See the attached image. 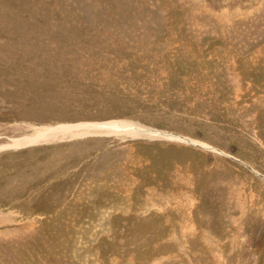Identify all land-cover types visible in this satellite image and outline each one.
<instances>
[{
  "label": "rangeland",
  "instance_id": "obj_1",
  "mask_svg": "<svg viewBox=\"0 0 264 264\" xmlns=\"http://www.w3.org/2000/svg\"><path fill=\"white\" fill-rule=\"evenodd\" d=\"M0 181V264H264V0H0Z\"/></svg>",
  "mask_w": 264,
  "mask_h": 264
},
{
  "label": "bare ground",
  "instance_id": "obj_2",
  "mask_svg": "<svg viewBox=\"0 0 264 264\" xmlns=\"http://www.w3.org/2000/svg\"><path fill=\"white\" fill-rule=\"evenodd\" d=\"M105 126L110 128V129L111 128L115 129L116 131L119 130L121 132L122 131L124 132V130H123L124 128H121V127L127 126V124L126 123H108V124H105ZM84 128H88L89 129V128H92V127H91V125H86L85 124V125H78V126H62V127H57V128H43V129H39L32 136L24 137V138H20V139H15V140L12 141V144L7 145V146H3V147H1V149H19V148L25 147L27 145L37 144V143H39L41 141H48V140H50L53 137L57 138L60 134H62V135L71 134L72 136H74V135H78L79 136L82 133V131H80V130L84 129ZM129 128L133 129L134 131L136 130L134 128L128 127L126 129L127 133L134 132V131H131ZM75 130H76V132H74ZM168 138H170V137H168ZM171 139H173V138H171ZM174 140L181 141V142L185 141V140H182V139L180 140V138H174ZM187 141H189V140H187ZM191 143L192 144H197L199 147L204 146L203 144H199L198 142H195V141H192ZM58 163L59 162H58L57 158H50V160L45 164V167L52 166V168H53V166L57 165ZM34 167H36V166H34ZM42 169H43V167L41 168V166L38 165V168L36 167V169L32 170L31 172L33 174L34 173H39V175H40V172L42 171ZM27 176L32 177L33 175L26 174V173H19L17 175H15L14 173L10 174L9 177L11 178V180H10V183H9V185L7 187L8 193H7V191L2 190V196L7 197L9 201L17 200V202H15L14 204L15 205L19 204L20 205L22 203L23 197H25V195H29V192L35 190L34 186H27ZM39 177H42V180L46 181V178H45L44 175H40ZM38 180H39V178H38ZM39 181L41 183H43V181H41V180H39ZM38 184H40V183H37V185ZM37 185H35V186H37ZM18 198H19V200H18Z\"/></svg>",
  "mask_w": 264,
  "mask_h": 264
},
{
  "label": "water",
  "instance_id": "obj_3",
  "mask_svg": "<svg viewBox=\"0 0 264 264\" xmlns=\"http://www.w3.org/2000/svg\"><path fill=\"white\" fill-rule=\"evenodd\" d=\"M204 149V148H203Z\"/></svg>",
  "mask_w": 264,
  "mask_h": 264
}]
</instances>
